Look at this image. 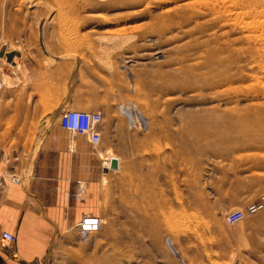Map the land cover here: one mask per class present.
<instances>
[{
    "label": "rangeland",
    "instance_id": "rangeland-1",
    "mask_svg": "<svg viewBox=\"0 0 264 264\" xmlns=\"http://www.w3.org/2000/svg\"><path fill=\"white\" fill-rule=\"evenodd\" d=\"M72 90L106 133L90 264H264V210L225 222L264 195V0H0L4 178Z\"/></svg>",
    "mask_w": 264,
    "mask_h": 264
},
{
    "label": "crops",
    "instance_id": "crops-1",
    "mask_svg": "<svg viewBox=\"0 0 264 264\" xmlns=\"http://www.w3.org/2000/svg\"><path fill=\"white\" fill-rule=\"evenodd\" d=\"M74 94V90L68 93L59 115L79 110ZM98 130L106 135L104 127ZM75 138L72 145L59 124L50 128L45 144L32 165L24 167L26 174L21 180L18 177L17 184L4 178L5 169L0 167V237L3 232L16 237L12 244H0L1 264L92 262V234L97 231L82 234L78 226L86 216L99 219L92 207V192L102 168L96 146L83 136Z\"/></svg>",
    "mask_w": 264,
    "mask_h": 264
},
{
    "label": "built area",
    "instance_id": "built-area-1",
    "mask_svg": "<svg viewBox=\"0 0 264 264\" xmlns=\"http://www.w3.org/2000/svg\"><path fill=\"white\" fill-rule=\"evenodd\" d=\"M102 122V115L100 112H86L82 110H65L59 115V126L61 129L73 136H83L92 145L97 146L100 143L101 135L98 130ZM10 182L13 184L19 183V179L12 175ZM264 210V195L259 200L249 204L245 210H237L229 213L225 217L227 225H235L241 222L245 216L255 215ZM100 226L97 217L86 216L82 218L79 223V231L82 234L93 233L98 231ZM16 241L15 235L3 232L0 237V244L14 243Z\"/></svg>",
    "mask_w": 264,
    "mask_h": 264
},
{
    "label": "bare ground",
    "instance_id": "bare-ground-1",
    "mask_svg": "<svg viewBox=\"0 0 264 264\" xmlns=\"http://www.w3.org/2000/svg\"><path fill=\"white\" fill-rule=\"evenodd\" d=\"M123 112L124 113H126L128 116H129V118L131 117V112H129L128 111V113H127V111H125V110H123ZM130 113V114H129ZM137 118H139V119H141V116L139 115V116H137ZM69 134V133H68ZM74 137H76V136H71V138H74ZM113 166V165H112ZM167 245H168V247L170 248V250L172 251V253H174V251H173V249L171 248V246H170V244H169V242L167 241Z\"/></svg>",
    "mask_w": 264,
    "mask_h": 264
},
{
    "label": "water",
    "instance_id": "water-1",
    "mask_svg": "<svg viewBox=\"0 0 264 264\" xmlns=\"http://www.w3.org/2000/svg\"><path fill=\"white\" fill-rule=\"evenodd\" d=\"M116 164L115 163H113V166H115ZM1 264V263H0Z\"/></svg>",
    "mask_w": 264,
    "mask_h": 264
}]
</instances>
